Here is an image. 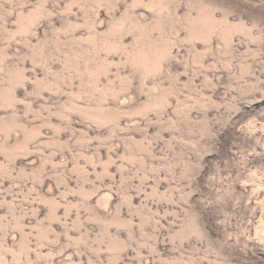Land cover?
I'll use <instances>...</instances> for the list:
<instances>
[{
    "label": "rangeland",
    "instance_id": "rangeland-1",
    "mask_svg": "<svg viewBox=\"0 0 264 264\" xmlns=\"http://www.w3.org/2000/svg\"><path fill=\"white\" fill-rule=\"evenodd\" d=\"M0 264H264V0H0Z\"/></svg>",
    "mask_w": 264,
    "mask_h": 264
}]
</instances>
